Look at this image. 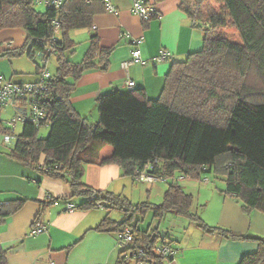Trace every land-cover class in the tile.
Here are the masks:
<instances>
[{"label": "trees", "instance_id": "16d2710c", "mask_svg": "<svg viewBox=\"0 0 264 264\" xmlns=\"http://www.w3.org/2000/svg\"><path fill=\"white\" fill-rule=\"evenodd\" d=\"M194 1L181 0L180 8L195 28L203 30L202 49L172 64L156 100L149 99L142 88L101 95L97 99L99 119L94 123L79 114L71 97L86 71L109 68L113 48L101 47L100 38L93 35L82 62L74 64L70 56L77 44L70 32L91 29L96 8L104 3L64 0L59 9L47 8L40 13L34 8L38 0H0V32L20 29L26 36L21 48L5 50L0 58L26 55L37 64L40 80L44 68L38 62L40 53L45 59L55 57L57 65L38 99L45 118L38 124L24 123L18 135L0 129V133L16 138L9 156L42 176L69 185L71 197L39 202L41 213L57 201L75 198L84 199L75 210L120 211L121 220L107 217L94 229L117 238L131 230L133 243L121 250L119 264H128L121 258L125 252L140 250L139 263L166 264L157 249L166 245L174 250L175 240L170 230L162 235L159 228L140 229L135 219L149 214L156 221L168 214L177 215L207 234L237 237L228 229L205 223L194 210L193 196L177 181L179 177L209 183L202 175L221 176L225 185L222 192L237 201L244 212L264 213V0H217L220 11H210L206 17L200 10L206 0ZM203 17L209 24L202 23ZM55 21L60 34L54 39ZM228 28L236 31L240 41L223 33ZM250 72L261 80V89L247 82ZM236 76L243 82L237 83ZM22 100L24 106H31L30 98ZM42 128L49 129L46 138L40 137ZM97 144L110 147V157L101 158L94 148ZM91 164L118 166L123 175L135 180L142 181L146 175L166 182L167 189L160 203L134 204L121 195L86 185L85 168ZM23 203H9L11 210L0 212V221ZM243 239L254 241L258 249L239 264L264 263V237ZM0 264H6L1 244Z\"/></svg>", "mask_w": 264, "mask_h": 264}, {"label": "crops", "instance_id": "0c3cea01", "mask_svg": "<svg viewBox=\"0 0 264 264\" xmlns=\"http://www.w3.org/2000/svg\"><path fill=\"white\" fill-rule=\"evenodd\" d=\"M151 1L158 9V16L148 24H144L133 13L130 0H115V12H108L103 4L97 6L93 27L89 29L87 47L81 52L75 51L77 57L75 53L70 56L74 64L81 63L93 35L100 38L101 47L113 48L109 68L86 71L77 82L71 97L74 108L91 122L95 123L99 119L97 99L101 95L113 90H129L127 74L121 64L130 58L135 49L140 50L145 64L131 66L129 77L136 83L135 88L145 89L148 98L156 100L161 95L172 64L185 61L190 53L202 47L203 34L181 10V0ZM141 38L144 39L135 44ZM24 41L25 33L20 29L1 31L0 53L21 48ZM163 50L170 57L160 62L158 58ZM1 78L15 84L36 83L40 80L39 77L32 80L21 77V72L15 71V65L9 58H0ZM22 101L14 100L0 110V129H9V120L4 119L8 118L4 113L9 108L16 115L31 114V106H24ZM18 123L24 127L23 122ZM5 136L0 133V212L10 211L12 206L9 203L24 201L19 210L0 221V244L6 252V264H119L122 249L118 245L117 235L94 231L105 218L118 220L117 217L106 209L77 208L68 212V205L78 207L84 202L83 198L78 202L74 199L57 201L41 213L43 208L39 202L47 201L50 197L69 198L71 189L67 183L42 176L12 159L9 156L11 148L4 143ZM94 148L101 158H108L112 153L110 147L100 144ZM84 182L94 190L110 191L133 203V198H139V203H142L150 196L161 200L167 189L164 181L135 180L123 175L115 165H87ZM179 183L193 196L194 210L207 225L228 229L237 237L227 239L217 234H207L194 225H184L179 229L181 232L176 233L178 235H174V229H170L172 239L175 240L172 244L175 255L166 264H239L245 255L257 251V243L243 237H264V213L258 210L244 212L237 201L222 192L225 190L223 182L217 186L212 185L211 181L205 183L181 179ZM141 184L143 187L138 186ZM37 219L47 230L32 236L31 230ZM172 220L174 222L175 218ZM156 228H160L159 225Z\"/></svg>", "mask_w": 264, "mask_h": 264}, {"label": "built area", "instance_id": "2783aa9c", "mask_svg": "<svg viewBox=\"0 0 264 264\" xmlns=\"http://www.w3.org/2000/svg\"><path fill=\"white\" fill-rule=\"evenodd\" d=\"M108 12H115L114 7V1L115 0H101ZM132 2V11L133 13L138 16L142 21L149 22L152 19H154L158 15V9L156 5L151 0H130ZM64 0H38V3L44 4L47 8H54L59 9L61 5L63 4ZM55 25V36L54 39L57 37V35L60 34V25L57 21L54 22ZM144 38H141L139 41H135V44L140 43ZM170 57V54L167 53V51H161L160 56L158 60L165 61ZM38 58L40 61L47 64L48 59H45L44 55L40 53L38 55ZM141 63L145 64V62L141 58L140 50L135 49L132 53L129 59L122 62L121 67L127 74V87L129 90H133L136 87V83L134 80L130 79L129 77V69L131 66ZM44 70V71H43ZM41 72V80L36 83H23V84H15L12 82H9L5 79H0V110L2 108H5L9 104H12L14 100L17 99H23V98H30L31 99V114H17L12 120L8 122V127L10 131L15 132V128L18 122H32L35 124H38L40 120L45 118V113L42 109H40L38 104V99L43 94V91L46 89V83L45 80L51 78V73L49 71L45 70V67L43 68ZM16 141V138L14 135H6L4 139V143L8 145L10 148L14 147V143ZM144 182H153L157 181L155 178L148 177L146 175H143L141 178ZM68 212L75 211L74 205H68L67 208ZM47 230L46 226L41 224H36L33 229L31 230L32 236H37L42 234ZM117 242L119 247L124 250L127 247H129L133 243V237L131 230L127 229L124 233H121L118 238ZM143 251H136V252H125L121 256L123 260H125L128 264H148V263H139V260L142 257ZM157 253L166 260H170L174 257L175 251L169 247V246H160L157 249Z\"/></svg>", "mask_w": 264, "mask_h": 264}, {"label": "rangeland", "instance_id": "374dc122", "mask_svg": "<svg viewBox=\"0 0 264 264\" xmlns=\"http://www.w3.org/2000/svg\"><path fill=\"white\" fill-rule=\"evenodd\" d=\"M193 2L195 3V1L193 0ZM34 8L37 12L40 13H44L47 10V7L42 4V3H35L34 4ZM221 5L220 3H218L217 0H206L204 2V4L200 7L201 12L206 16L209 15L210 11H220ZM199 10V9H198ZM199 10V11H200ZM203 17L202 18V23H208V20H206L207 18ZM197 30L203 32V30H201L200 28H198ZM70 36L71 38L77 43L76 45V52H81L83 49H85L87 47V43L89 40V36H90V31L89 30H73L70 32ZM223 33L229 38L232 39L233 41H240L238 38V34L236 33V31L232 28H228L226 30L223 31ZM26 39V36H25ZM203 41V39H202ZM23 43V42H22ZM25 43V41H24ZM203 45V42H202ZM202 49V47L200 48V50ZM77 53L74 54V56H76ZM73 56V57H74ZM77 57V56H76ZM78 57L80 58L81 56L78 55ZM72 59V58H70ZM11 63H13L15 65V71L19 70V72H21V77H24L28 80H32V78H37L40 77L37 75L36 70H37V66L36 63L31 60L30 58H28L26 55L21 56V57H16V58H12L10 59ZM77 60V59H76ZM39 64H41V66L45 67L46 71H49L51 74H54L56 72L57 69V65H56V58L55 57H51L50 59H48L47 64H45L44 62L40 61V59H38ZM44 71V70H43ZM234 80L237 83L243 82V78H239L238 76L233 77ZM247 82L251 85L254 86L256 88H260L262 87V82L259 79V77L254 73V72H250ZM233 86H238L233 85ZM12 110V111H10ZM9 112V113H8ZM4 113V116L8 117V118H4L6 121L7 119L10 121L12 120L16 113L13 109L9 108V111ZM22 123H18L17 125V133H21L23 130V126L21 125ZM49 134V129L48 128H42L40 131V137L42 138H46ZM179 177V176H178ZM203 178H209L211 181L212 185H217L220 186L222 184V180L223 178L221 176H217L215 174H204L202 175ZM181 179H183L182 177L177 178V181H181ZM203 180V179H202ZM144 182V181H143ZM204 182V181H203ZM144 184V183H143ZM180 184V183H179ZM139 187H143V185H138ZM164 187H167V185L165 184ZM129 192V191H128ZM127 192V193H128ZM137 193V192H136ZM128 195V194H126ZM162 200V199H161ZM160 199H155L154 196H150L146 201H150L152 203H160L161 202ZM75 202L80 201V198H75L74 199ZM134 203H139L141 202L139 198H133ZM109 212V211H108ZM111 214L114 217H117L116 219L120 220L122 217V214L117 211V210H113L110 211ZM171 218H175L174 222L173 220L171 221ZM135 223L138 224L140 229H154L159 225V229L160 232L165 233L168 232V230L170 229H174V235H178L176 233H180L181 231L179 229H181L184 225L186 226H193V224H191L187 219L177 216V215H173V214H168L166 215V217L161 220V221H156L153 219L152 214H149L148 216H146L145 218H136L135 219ZM179 226V227H178ZM173 227V228H172ZM169 240V239H168ZM167 240V243H168Z\"/></svg>", "mask_w": 264, "mask_h": 264}]
</instances>
